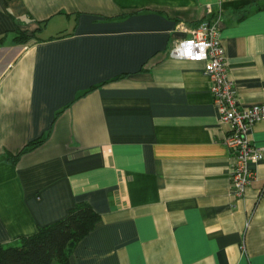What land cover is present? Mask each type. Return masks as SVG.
Here are the masks:
<instances>
[{"label": "crops", "instance_id": "crops-1", "mask_svg": "<svg viewBox=\"0 0 264 264\" xmlns=\"http://www.w3.org/2000/svg\"><path fill=\"white\" fill-rule=\"evenodd\" d=\"M214 17L237 101L264 105V0H0V243L85 201L70 264H264V117L234 198L203 64L168 52Z\"/></svg>", "mask_w": 264, "mask_h": 264}, {"label": "built area", "instance_id": "built-area-1", "mask_svg": "<svg viewBox=\"0 0 264 264\" xmlns=\"http://www.w3.org/2000/svg\"><path fill=\"white\" fill-rule=\"evenodd\" d=\"M219 24V17L203 20L192 28L180 24L179 27L188 34L177 39L168 52L172 57L203 64L219 121L229 126L225 144L234 155L230 192L234 198H240L255 176L250 164L262 156L261 149L252 143L248 134L251 126L264 117V105H241L237 101L233 82L227 75V62L218 34Z\"/></svg>", "mask_w": 264, "mask_h": 264}, {"label": "trees", "instance_id": "trees-1", "mask_svg": "<svg viewBox=\"0 0 264 264\" xmlns=\"http://www.w3.org/2000/svg\"><path fill=\"white\" fill-rule=\"evenodd\" d=\"M37 39L35 33L17 30L12 42L20 45ZM3 41L4 37H0V44ZM44 139V136H40L29 141L17 154L7 153V160L14 162L21 153L35 148ZM99 220V213L89 203L79 201L62 219L38 227L30 235L21 236L9 243H0V264H70L73 246L93 230Z\"/></svg>", "mask_w": 264, "mask_h": 264}]
</instances>
